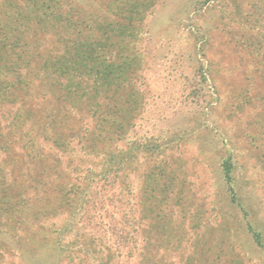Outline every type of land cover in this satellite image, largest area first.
<instances>
[{"label":"rangeland","instance_id":"obj_1","mask_svg":"<svg viewBox=\"0 0 264 264\" xmlns=\"http://www.w3.org/2000/svg\"><path fill=\"white\" fill-rule=\"evenodd\" d=\"M7 1L0 0V13ZM78 2L105 9L103 0ZM137 26L135 39L111 40L112 56L121 46L138 55V73L129 80L140 105L135 118L119 141L112 134L110 143L91 147L95 152L78 146L61 156L60 167L73 160L82 174L99 173L109 149L134 155L119 176L127 175L135 195L129 217L140 224V247L157 241L158 264H264V0H155ZM51 40L44 38V46ZM2 123L0 140H11L7 150L0 145V171L10 185L28 186L18 192L30 204L14 231L0 213V238L18 249L1 248L0 264L119 262L101 248L109 233L91 220L87 225L82 207L59 202L64 175L36 187L45 162L33 158L29 138L10 118ZM22 127L31 132L30 121ZM230 156L236 199L222 170ZM96 188L93 180L89 192ZM249 225L262 233L263 245ZM136 256L120 264H137L142 255Z\"/></svg>","mask_w":264,"mask_h":264},{"label":"trees","instance_id":"obj_2","mask_svg":"<svg viewBox=\"0 0 264 264\" xmlns=\"http://www.w3.org/2000/svg\"><path fill=\"white\" fill-rule=\"evenodd\" d=\"M103 1L105 9L100 12L82 8L78 0L7 1L0 13V137L3 120L10 118L14 129L29 138L31 155L46 165L42 167L47 172L41 173L44 177L34 181L36 187L53 176L56 181L63 175L67 178L57 188L59 202L71 208L82 207L87 225L93 222L104 236L109 233L101 243V248L109 252V259H133L139 254L142 257L137 264H158L157 241L149 238L148 245L140 247V224L135 217H129L135 211V195L127 175L119 176L129 164L133 166L134 155L109 149L99 173L90 168L82 174L81 164L75 165L73 160L67 164L68 169L60 167L61 156L76 151L78 146L80 151L95 152L91 147L110 143L112 134L119 141L129 121L135 118L133 112L140 107L129 81L138 73V55L121 46L118 50H124L120 55L112 56L111 40L135 39L137 22L151 10L155 0ZM113 12H117L116 18L111 16ZM47 36L52 37L50 47L44 46ZM27 121L31 132L23 133L21 126ZM10 138L0 140L5 150ZM233 168L231 156L222 162L224 180L236 199ZM93 180L97 188L90 193ZM22 187L10 185L0 171V213L6 215L9 231L25 223V209L30 202L21 198L18 191L29 188ZM109 209L111 213L107 214ZM73 223L71 219L65 228L71 229ZM249 227L256 242L263 245L262 233ZM55 230L58 243L61 232ZM13 246L0 238V249L17 251Z\"/></svg>","mask_w":264,"mask_h":264}]
</instances>
